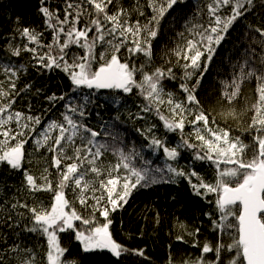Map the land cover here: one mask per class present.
Returning <instances> with one entry per match:
<instances>
[{
  "label": "snow or ice",
  "instance_id": "snow-or-ice-1",
  "mask_svg": "<svg viewBox=\"0 0 264 264\" xmlns=\"http://www.w3.org/2000/svg\"><path fill=\"white\" fill-rule=\"evenodd\" d=\"M176 3L177 0H145L143 9L139 3L126 9L117 7L115 0H80V3L66 4L63 19L42 7L40 11L47 18L53 39L45 46L48 50L36 58L42 67L63 71L74 91L87 88L132 93L133 89H138L147 101L142 111L155 109L167 131L180 133L181 142L174 147L151 135L150 147L161 148L171 161H178L181 149H192L194 159L206 160L216 166L213 183L198 177L192 188L197 195L202 194L201 189L204 194L215 195L214 204L219 217L213 223L220 231L227 232L232 242L215 247L205 243L202 255L192 264H264V57L259 69L253 67L245 72L242 68L241 75L230 85L233 91L224 93V102L231 103L240 91L241 82L251 78L256 81L257 101L252 105L253 115L248 124V131L253 133L252 142L246 145L239 137H231L227 128L209 126L205 112L192 110V104L198 105L194 87L180 84L183 93L187 94L185 100H177L173 93L165 90L162 81L174 78L171 67L166 70L156 68L149 74L144 71V64L138 66L134 61L141 54L151 60L152 41L158 35L159 20ZM253 3L254 0H211L207 4V26L199 25L194 38L188 39L186 45L176 51V55L186 61L182 65L185 79L191 78L193 72L201 68V58L212 60L215 46ZM84 4L89 7H83ZM109 6L115 11L110 13ZM148 10H151V15L146 17ZM134 12L144 17L146 22L141 23L139 18L131 21ZM255 31L264 37V29ZM22 35L35 44H39L42 37V34L28 28L22 29ZM21 50L12 48L11 54L19 56ZM23 50L34 55L37 51L26 45ZM124 52L127 56L122 59ZM4 72L9 84L5 88L0 81V163L19 170L26 157L25 144L29 143V132L36 131L34 126L41 125L42 121L40 116L12 111L13 94L18 95L12 79L16 70L5 68ZM137 74L140 75L139 80ZM85 100H88L87 96ZM84 107L86 105L70 108L74 115L62 113V120L48 122L35 141L37 149L43 147L52 153L50 166L56 169L55 184L49 179L47 168L40 177L42 184H38L37 179L25 170L30 192L52 194L47 205L43 202L31 207L19 205L32 214L33 227L29 231L40 232L46 237L44 264H74V261L66 259L69 249L61 244L60 235L66 232L74 233L75 240L85 252L107 249L119 258L127 249L113 238L109 230L112 223L110 212L126 203L132 189L138 185L157 182L148 169L137 167L132 162L137 155L135 152L126 154L123 149H117V162L105 163L102 158L112 150V146L96 140L99 133L77 118L85 116ZM165 107L167 115L163 114ZM186 123L193 126V132L187 136L184 135ZM147 132L152 133V127ZM193 137L195 142H192ZM221 164L228 166L221 168ZM167 171L176 177H187L189 183L192 176H197L194 171L189 173L172 165H168ZM68 190L74 194V199L68 198ZM76 201L88 215L77 210ZM97 213L104 222L97 219ZM77 221L79 226L74 223ZM208 253L213 254V259L206 258ZM139 254L143 255V252ZM21 264H34V257ZM169 264H172L171 260Z\"/></svg>",
  "mask_w": 264,
  "mask_h": 264
},
{
  "label": "trees",
  "instance_id": "trees-1",
  "mask_svg": "<svg viewBox=\"0 0 264 264\" xmlns=\"http://www.w3.org/2000/svg\"><path fill=\"white\" fill-rule=\"evenodd\" d=\"M68 2L80 3V0H0V81L7 88L9 81L4 69L16 70L12 79L18 95L13 94L15 102L12 111L40 116L42 121L41 125L34 126L36 131L29 132L22 168L15 170L6 163H0V264H21L30 257H34V264H44L46 237L40 232L29 231L33 227L32 214L19 205L39 206L41 202L47 205L52 194L30 192L25 181V170L37 179L38 184H42L40 177L47 168L49 179L55 184L56 169L50 166L52 153L43 147L37 149L35 141L48 122L62 120V113L74 115L70 108L82 105H86L83 109L85 116L77 118L99 133L96 140L112 146V150L102 158L105 163L117 162V149H123L126 154L135 152L137 155L132 162L137 167L148 169L157 182L138 185L132 189L126 203L110 212L112 223L109 230L113 238L127 249L119 258L104 249L85 252L75 240L74 233L66 232L60 235L62 246L69 249L66 259L74 261V264H169L170 260L172 264H192L202 255L201 249L205 243L213 247L221 243L230 244L232 241L227 232L220 231L213 223L219 217L214 204L215 195L204 194L202 189V194L197 195L192 188L198 177L213 183L216 166L206 160L194 159L192 149H181L178 161H171L161 148L150 147L151 135L174 147L181 142L180 133L167 131L155 109L142 111L147 101L138 89H133L132 93L117 90L101 92L87 88L74 91L63 71L49 70L38 63L36 57L48 50L45 46L51 44L53 39L52 29L48 28L47 18L40 9L47 7L63 19ZM210 2L177 0L159 20L158 35L152 41L151 60L141 54L134 61L138 66L144 64V71L149 74L156 68L166 70L171 67L174 78L162 81L167 92L173 93L177 100H185L187 94L183 93L180 84L194 87L198 105L192 104V110L205 112L209 117V126L227 128L231 137H239L244 144H251L253 133L248 131V124L253 115L252 105L257 101L255 79L241 82L240 91L231 103L224 102V93L233 91L230 85L241 75L242 68L247 72L253 67H261L264 37L255 29H264V0H254L249 10L238 18L221 43L215 46L212 60L201 58V68L193 72L191 78L185 79L182 65L186 61L178 57L176 51L183 48L188 39L194 38L199 25L207 26V4ZM115 3L117 7L126 9L139 3L143 9L145 0H115ZM83 7L89 6L84 4ZM112 11L115 9L109 6V12ZM150 15L151 10H148L146 17ZM138 18L141 23L146 22L135 12L130 20L134 22ZM24 28L42 34L40 43L28 41L22 35ZM25 45L36 48V54L24 51ZM12 48H21L20 55L13 56ZM126 56L124 52L122 59ZM137 79H140L139 74ZM86 96L90 102L85 100ZM52 97L57 99H50ZM163 114L167 115L166 107ZM212 121H216V124H212ZM149 127H152V133L147 132ZM192 132L193 126L186 123L184 135ZM192 142H195L194 137ZM168 165L183 168L189 173L194 171L197 176H192L189 183L187 177H176L169 173ZM227 166L221 164V168ZM66 195L70 200L74 199L70 190ZM13 204L17 207L13 208ZM75 207L88 215L78 201ZM97 219L104 222L98 213ZM74 223L80 224L78 221ZM140 251L143 255L139 254ZM206 258L213 259V254H206Z\"/></svg>",
  "mask_w": 264,
  "mask_h": 264
},
{
  "label": "water",
  "instance_id": "water-1",
  "mask_svg": "<svg viewBox=\"0 0 264 264\" xmlns=\"http://www.w3.org/2000/svg\"><path fill=\"white\" fill-rule=\"evenodd\" d=\"M109 90H111V89H100V90H97V91H109ZM117 91H121V90H117ZM106 251H108L107 249H105ZM109 252V251H108ZM110 253V252H109ZM113 256V255H112ZM114 257V256H113ZM116 258V257H115Z\"/></svg>",
  "mask_w": 264,
  "mask_h": 264
},
{
  "label": "rangeland",
  "instance_id": "rangeland-1",
  "mask_svg": "<svg viewBox=\"0 0 264 264\" xmlns=\"http://www.w3.org/2000/svg\"><path fill=\"white\" fill-rule=\"evenodd\" d=\"M80 244V243H79ZM82 247V245H80ZM105 250V249H104Z\"/></svg>",
  "mask_w": 264,
  "mask_h": 264
}]
</instances>
